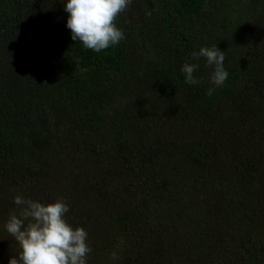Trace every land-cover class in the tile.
<instances>
[{
  "label": "rangeland",
  "instance_id": "obj_1",
  "mask_svg": "<svg viewBox=\"0 0 264 264\" xmlns=\"http://www.w3.org/2000/svg\"><path fill=\"white\" fill-rule=\"evenodd\" d=\"M213 11L232 30L255 29L248 0H226ZM123 12L140 17L146 11L141 0H131ZM41 57L55 75L48 110L60 134L74 126L62 58ZM187 96L165 107L138 141L136 170L108 140L103 151L92 152L59 138L49 148L45 173L0 180V264L16 255L17 242L5 224L10 211H18L17 195L66 202L68 223L88 233L87 264H243L237 218L242 211L262 216V230L253 239L264 245V87L252 86L240 106L222 98L212 114L191 111ZM123 103H112L107 114L113 117ZM122 124L135 139L145 135L137 115ZM181 146L202 152L209 163L190 157ZM245 166L249 177L242 184L238 172ZM238 193L246 195L247 205L238 202ZM127 211L136 219L133 224L119 216Z\"/></svg>",
  "mask_w": 264,
  "mask_h": 264
},
{
  "label": "trees",
  "instance_id": "obj_2",
  "mask_svg": "<svg viewBox=\"0 0 264 264\" xmlns=\"http://www.w3.org/2000/svg\"><path fill=\"white\" fill-rule=\"evenodd\" d=\"M141 1L146 12L140 17L122 12L116 19L124 38L95 52L72 40L66 0H0L1 181L35 179L45 173L49 148L59 138L92 152L103 151L108 140L136 170L138 141L147 137L164 108L182 95H188L191 111L212 114L222 98L240 106L252 86L264 87V0H248L256 21L253 30H232L215 18V6L226 0ZM214 45L224 52L223 66L229 74L219 87L210 80L214 66L203 56L198 60L191 56ZM42 53L62 58V83L73 108L74 126L60 134L48 110L55 75L45 67ZM186 62L199 65L198 84L185 82L181 67ZM209 88H215L212 95ZM117 101L124 102L123 109L110 117L108 108ZM133 115L145 126L139 139L122 127ZM181 151L209 163L195 148L181 146ZM246 167L239 169V183L248 181ZM237 199L248 203L243 193ZM119 216L127 224L136 220L129 211ZM237 218L243 264H264V245L253 239L262 230V216L242 211Z\"/></svg>",
  "mask_w": 264,
  "mask_h": 264
},
{
  "label": "clouds",
  "instance_id": "obj_3",
  "mask_svg": "<svg viewBox=\"0 0 264 264\" xmlns=\"http://www.w3.org/2000/svg\"><path fill=\"white\" fill-rule=\"evenodd\" d=\"M130 3L131 0H66L64 8L69 14L67 27L72 40L82 42L85 48L95 52L118 44L124 36L116 19ZM191 56L193 60L203 56L209 66H214L210 77L213 85L222 86L228 79L223 66L225 54L217 45L201 47ZM198 67L197 63L182 65L187 84L200 82L195 75ZM214 91L215 88H209L208 95ZM14 204L18 211H10L5 230L17 242V249L8 264H87L91 252L88 233L82 226L73 227L68 223L66 202L58 198L43 203L17 195Z\"/></svg>",
  "mask_w": 264,
  "mask_h": 264
}]
</instances>
